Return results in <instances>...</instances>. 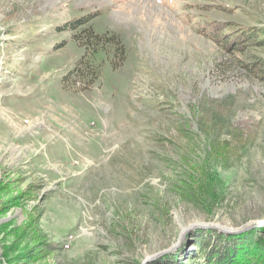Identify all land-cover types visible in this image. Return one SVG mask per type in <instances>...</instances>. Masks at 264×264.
I'll return each instance as SVG.
<instances>
[{"label": "rangeland", "instance_id": "obj_1", "mask_svg": "<svg viewBox=\"0 0 264 264\" xmlns=\"http://www.w3.org/2000/svg\"><path fill=\"white\" fill-rule=\"evenodd\" d=\"M87 13L126 57L64 88ZM214 22L264 0H0V264H197L201 232L264 264V45Z\"/></svg>", "mask_w": 264, "mask_h": 264}, {"label": "trees", "instance_id": "obj_2", "mask_svg": "<svg viewBox=\"0 0 264 264\" xmlns=\"http://www.w3.org/2000/svg\"><path fill=\"white\" fill-rule=\"evenodd\" d=\"M92 17L94 16L87 13L84 16L65 21L62 26L63 29L73 30L75 39L83 47V52L75 64L61 75L60 83L64 88H72L71 82L75 85L80 81L84 87H88L96 81L98 78L96 57L100 50L104 51L108 61L114 67L121 65L126 57L125 46L121 36L116 33L109 34L108 32L100 33L95 31L92 25H87V22L93 19ZM213 29L212 36L217 38H219L218 31H223L224 40L227 41L228 47L231 48L241 47L246 43L248 45H264V25L238 26L233 22H216ZM262 61L260 62V68L264 69V61ZM75 87V89H78L80 86L76 85ZM195 239L197 245L195 253L197 254L196 256L199 255L198 257H201L197 264H244L243 262H245H242L244 258L238 255L240 249L236 250L233 244H231V248L228 247L227 244L230 245L228 243L230 241L224 242L220 240L217 243L216 239L214 238L213 240L206 232L196 235Z\"/></svg>", "mask_w": 264, "mask_h": 264}, {"label": "water", "instance_id": "obj_3", "mask_svg": "<svg viewBox=\"0 0 264 264\" xmlns=\"http://www.w3.org/2000/svg\"><path fill=\"white\" fill-rule=\"evenodd\" d=\"M201 226H212V227H215V228H219L217 225H216V223H201L200 225H194V227L195 228H199V227H201ZM226 228H223V227H221L220 228V230H225ZM227 230V229H226ZM166 251V249L165 250H162L161 251V253L162 252H165Z\"/></svg>", "mask_w": 264, "mask_h": 264}]
</instances>
